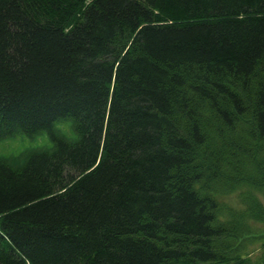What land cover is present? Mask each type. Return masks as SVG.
Masks as SVG:
<instances>
[{
  "label": "trees",
  "instance_id": "16d2710c",
  "mask_svg": "<svg viewBox=\"0 0 264 264\" xmlns=\"http://www.w3.org/2000/svg\"><path fill=\"white\" fill-rule=\"evenodd\" d=\"M18 136L0 264L262 263L264 0H0Z\"/></svg>",
  "mask_w": 264,
  "mask_h": 264
},
{
  "label": "rangeland",
  "instance_id": "374dc122",
  "mask_svg": "<svg viewBox=\"0 0 264 264\" xmlns=\"http://www.w3.org/2000/svg\"><path fill=\"white\" fill-rule=\"evenodd\" d=\"M46 136H42L41 138H45ZM33 144V141L29 139L28 137H22L18 136L15 138L6 139L3 141H0V154H12V153H21L26 147ZM260 197L264 199V196L260 194ZM232 200H236L235 196L232 197ZM255 227L260 228V230H264V223L262 224H256ZM260 237L256 236V239H259L258 241H255L256 243L251 245V253L253 260L256 261L260 257H264V232H262ZM261 237H263L261 239ZM264 264V260L262 263Z\"/></svg>",
  "mask_w": 264,
  "mask_h": 264
}]
</instances>
